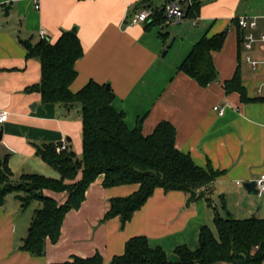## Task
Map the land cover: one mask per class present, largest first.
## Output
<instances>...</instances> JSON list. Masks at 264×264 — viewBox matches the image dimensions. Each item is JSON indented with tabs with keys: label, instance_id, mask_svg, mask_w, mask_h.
I'll return each mask as SVG.
<instances>
[{
	"label": "crops",
	"instance_id": "1",
	"mask_svg": "<svg viewBox=\"0 0 264 264\" xmlns=\"http://www.w3.org/2000/svg\"><path fill=\"white\" fill-rule=\"evenodd\" d=\"M169 1L0 0V110L9 112L8 120L0 124V157L10 156L15 180L34 172L60 177L36 154V147L66 142L71 148L69 118L81 122L82 148L81 108L45 104L41 93L31 89L41 82V62L27 57L22 40L36 43L43 39L42 30L52 43L66 30L78 32L84 54L77 59L72 91L78 92L91 80L109 84L116 94L112 105L124 112L130 128L142 120V132L148 135L158 123L168 121L176 127V147L199 166L219 172L201 190L205 197L199 200L189 202L184 191L158 187L125 224L120 216L106 219L105 213L112 197H126L139 184L105 187L100 175L87 189L81 207L66 213L59 240L48 239L40 256L21 245L41 203L22 208L16 194L10 193L0 206V264H61L73 256L98 252L101 264H111L115 255L125 252L129 238L138 235L147 236L153 247H162L167 258L176 261L177 246L199 247L202 226L207 224L216 233V210L234 219L264 218V192L250 194L244 187L264 174V64L254 69L246 61L247 53L261 60L264 53L244 49L236 24L239 16H253L259 23L255 33L264 30V0H199L197 18L153 26H147L150 22L123 24L137 10L160 9ZM223 31H227L226 41L212 53L218 71L215 81L202 86L179 71L201 37ZM237 71L251 101L244 102L239 92L225 89L224 83ZM217 105L225 108L223 115L215 112ZM44 193L61 204L68 196L67 191Z\"/></svg>",
	"mask_w": 264,
	"mask_h": 264
},
{
	"label": "trees",
	"instance_id": "2",
	"mask_svg": "<svg viewBox=\"0 0 264 264\" xmlns=\"http://www.w3.org/2000/svg\"><path fill=\"white\" fill-rule=\"evenodd\" d=\"M200 1L185 3V17L199 16ZM163 8L147 26L164 24L166 16ZM238 39L241 41L239 29ZM227 31L212 37L204 35L180 65L179 71L186 72L199 85L206 86L218 77L212 53L220 50ZM27 57L41 62V82L31 87L40 92L42 102L55 103L68 109L81 108L82 114V156L79 158L67 146L57 150L59 144L48 142L37 145L36 154L44 162L56 169L60 177H47L41 173H24L17 180L8 161L9 155L0 157V206L6 196L15 193L22 208L35 201L41 203L28 228V234L21 245L32 255H44L46 242H57L66 213L79 209L85 200L89 186L103 175L105 187L139 184L138 190L126 197H112L105 213L106 219L120 216L122 224L128 222L134 212L140 209L149 196L158 189L166 192L180 190L188 193L189 202L204 198L201 191L214 182L219 172L211 166L203 168L196 164L191 155L176 147V127L162 121L151 134L142 132V120L135 128H130L123 111L112 105L116 94L109 84L89 81L74 92L72 83L77 78V59L83 56L84 49L77 30H66L52 43L41 39L36 43L22 40ZM228 93L237 91L241 100L251 101L243 86L239 71L231 80L224 83ZM30 89V90H31ZM81 174L80 178L78 176ZM68 192L65 203H59L44 191ZM212 205L211 199L208 198ZM216 233L207 224L199 232L200 245L190 249L187 245L175 248L178 260L171 261L162 247H153L147 236H133L125 243V252L115 255L111 264H216L226 261L229 264H262L264 262V218L223 217L216 210L214 217ZM98 252L90 257L73 256L61 264H101Z\"/></svg>",
	"mask_w": 264,
	"mask_h": 264
},
{
	"label": "built area",
	"instance_id": "3",
	"mask_svg": "<svg viewBox=\"0 0 264 264\" xmlns=\"http://www.w3.org/2000/svg\"><path fill=\"white\" fill-rule=\"evenodd\" d=\"M195 0H170L163 8L164 14L166 16V22H179L185 18L186 11L184 10V4H192ZM38 8L39 5L37 4ZM157 8L155 7H144L137 10L136 13L128 16L123 24L126 26L137 25V23H147L153 21L154 15L157 13ZM236 24L241 32V43L245 50L252 51L258 49L260 52L264 53V30L259 34L255 33V30L258 28L259 23L257 22V17L253 16H239L236 18ZM41 36L43 39L46 38V30L41 31ZM246 61L256 69L262 64H264V58L256 59L251 54H246ZM214 110L217 114L223 115L225 108L221 105L214 107ZM9 118V112L6 110H0V124L7 121ZM67 148V143L64 142L57 146L58 151H62ZM256 188L259 194L264 192V174L260 175L256 180Z\"/></svg>",
	"mask_w": 264,
	"mask_h": 264
},
{
	"label": "rangeland",
	"instance_id": "4",
	"mask_svg": "<svg viewBox=\"0 0 264 264\" xmlns=\"http://www.w3.org/2000/svg\"><path fill=\"white\" fill-rule=\"evenodd\" d=\"M166 51V49L163 50V53ZM71 122H73V135H70V137L74 138L71 142V149L74 151V153L77 154V156L80 158L82 156V148H81V140L79 137L80 130H81V122L78 119L69 118ZM79 145V147H78ZM80 148V149H78ZM39 173V172H38Z\"/></svg>",
	"mask_w": 264,
	"mask_h": 264
},
{
	"label": "water",
	"instance_id": "5",
	"mask_svg": "<svg viewBox=\"0 0 264 264\" xmlns=\"http://www.w3.org/2000/svg\"><path fill=\"white\" fill-rule=\"evenodd\" d=\"M8 7L5 8V13L8 14ZM74 31H76V29H73ZM244 187L247 189V191L251 194V193H254V194H258V190L256 188V181H251V182H248V183H245L244 184Z\"/></svg>",
	"mask_w": 264,
	"mask_h": 264
}]
</instances>
